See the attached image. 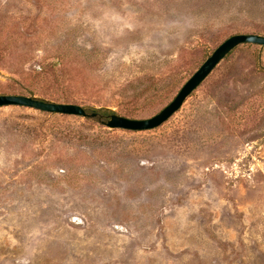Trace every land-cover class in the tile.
Listing matches in <instances>:
<instances>
[{
  "label": "rangeland",
  "instance_id": "374dc122",
  "mask_svg": "<svg viewBox=\"0 0 264 264\" xmlns=\"http://www.w3.org/2000/svg\"><path fill=\"white\" fill-rule=\"evenodd\" d=\"M240 32L264 0H0V93L148 117ZM0 264H264V46L152 129L0 106Z\"/></svg>",
  "mask_w": 264,
  "mask_h": 264
},
{
  "label": "water",
  "instance_id": "95a60500",
  "mask_svg": "<svg viewBox=\"0 0 264 264\" xmlns=\"http://www.w3.org/2000/svg\"><path fill=\"white\" fill-rule=\"evenodd\" d=\"M250 43L264 46V35L250 32L234 33L223 39L202 61L197 69L181 84L177 92L163 107L148 117L131 118L116 113L101 116L88 112L85 107L73 102H58L19 93H0V106L15 105L39 111L95 118L108 128L146 130L166 121L183 103L184 99L202 82L215 65L239 44Z\"/></svg>",
  "mask_w": 264,
  "mask_h": 264
},
{
  "label": "trees",
  "instance_id": "16d2710c",
  "mask_svg": "<svg viewBox=\"0 0 264 264\" xmlns=\"http://www.w3.org/2000/svg\"><path fill=\"white\" fill-rule=\"evenodd\" d=\"M229 53V52H228ZM227 53V54H228ZM226 54V55H227ZM225 55V56H226ZM28 95H30V96H34L33 95V93L32 92H29L28 93ZM40 98V97H39ZM43 99H45V98H43ZM49 100V99H48ZM56 101H61V102H70V101H68V100H64V99H58V98H56L55 99ZM86 110L88 111V112H95V113H97V114H99V115H101V116H106V115H109V114H112V113H114L112 110H109V109H104V108H87L86 107ZM52 114H55V113H52Z\"/></svg>",
  "mask_w": 264,
  "mask_h": 264
}]
</instances>
